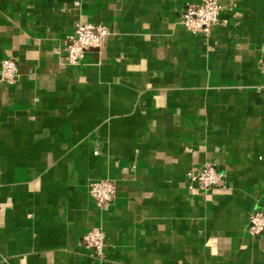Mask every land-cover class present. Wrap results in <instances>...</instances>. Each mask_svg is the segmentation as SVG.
<instances>
[{
    "label": "crops",
    "instance_id": "obj_1",
    "mask_svg": "<svg viewBox=\"0 0 264 264\" xmlns=\"http://www.w3.org/2000/svg\"><path fill=\"white\" fill-rule=\"evenodd\" d=\"M0 0V264H264V0H219L221 24L190 33L201 0ZM79 21L110 34L80 64ZM95 151H98L96 154ZM207 161L225 188H191ZM116 181L98 207L88 185ZM94 226L106 256L81 244Z\"/></svg>",
    "mask_w": 264,
    "mask_h": 264
},
{
    "label": "built area",
    "instance_id": "obj_2",
    "mask_svg": "<svg viewBox=\"0 0 264 264\" xmlns=\"http://www.w3.org/2000/svg\"><path fill=\"white\" fill-rule=\"evenodd\" d=\"M80 6L79 0L74 2ZM222 6L219 0H201L198 3H187L181 14V22L192 34L209 35L216 24H221ZM110 34L108 26L103 23L79 21L72 33L66 36L62 47L64 61L72 66L80 64L86 53L92 49H101ZM259 71L264 77V58L259 60ZM19 67L11 58L0 60V81L13 84L19 78ZM97 154L98 151H95ZM190 187L200 190L225 188L228 186L226 174L217 165L207 161L188 171ZM89 194L98 207L108 210L116 198L117 184L110 178L95 179L89 182ZM248 231L253 236L264 232V210L256 211L249 216ZM81 244L102 259L106 256L108 246L107 234L102 226H94L83 236Z\"/></svg>",
    "mask_w": 264,
    "mask_h": 264
}]
</instances>
